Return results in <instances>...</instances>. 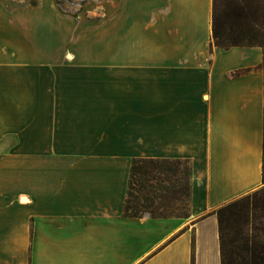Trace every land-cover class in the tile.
<instances>
[{
    "label": "crops",
    "instance_id": "obj_1",
    "mask_svg": "<svg viewBox=\"0 0 264 264\" xmlns=\"http://www.w3.org/2000/svg\"><path fill=\"white\" fill-rule=\"evenodd\" d=\"M211 12L115 0L72 44L115 61L74 62L53 0L0 2V264H221L214 211L263 186L264 77L260 47L213 46ZM138 158L189 161L186 217L123 214Z\"/></svg>",
    "mask_w": 264,
    "mask_h": 264
},
{
    "label": "trees",
    "instance_id": "obj_2",
    "mask_svg": "<svg viewBox=\"0 0 264 264\" xmlns=\"http://www.w3.org/2000/svg\"><path fill=\"white\" fill-rule=\"evenodd\" d=\"M258 0H212L211 37L213 45L222 50L235 46L260 47L247 35L256 34L264 24ZM245 33L244 38H240ZM246 41V43H242ZM264 73V62L260 66ZM264 77V75H263ZM264 94V90H263ZM262 137V180L264 187V106ZM177 176V172H179ZM191 166L187 160L144 159L131 162L128 189L123 214L138 218L144 214L154 218L170 217L155 213L152 207H169L174 202L189 204ZM263 189V188H261ZM259 191V190H256ZM134 193V200L130 193ZM135 203V205H133ZM238 200L229 202L214 211L218 223L221 264H264V244L249 242ZM140 207V209L137 208ZM187 215V214H186ZM186 215L181 217H186Z\"/></svg>",
    "mask_w": 264,
    "mask_h": 264
},
{
    "label": "rangeland",
    "instance_id": "obj_3",
    "mask_svg": "<svg viewBox=\"0 0 264 264\" xmlns=\"http://www.w3.org/2000/svg\"><path fill=\"white\" fill-rule=\"evenodd\" d=\"M252 1V0H249ZM260 3V13L259 16H262V20L264 22V0H258ZM1 3L6 5H14V4H26V5H36L38 0H0ZM53 3L62 14L63 19H61L60 23L63 25V32L67 36H79L71 39L68 43L71 45L72 51L75 52L74 62H114V50H88V42L90 45L92 44L90 40L83 39L78 42L79 48L78 50H74L72 44H76V41L80 40L79 37L81 35H86V33L96 36L99 31V27L105 26V28L109 29V24L112 22L114 8H115V0H53ZM69 34V35H68ZM245 33H243L240 37H236L237 40L240 38H244ZM246 38H253L252 43H256L257 45H261L260 48L263 52V61L264 62V24L258 30L256 34L247 35ZM96 39V38H95ZM93 39V40H95ZM76 40V41H75ZM238 42V41H237ZM242 43H246L243 41ZM213 44V40H212ZM214 46V45H213ZM215 47V46H214ZM216 48V47H215ZM66 52L62 61L68 62L71 60V57L68 56V52L71 51L69 46L65 49ZM126 51V52H124ZM138 51L133 50L132 57L136 56L138 59H141V54ZM122 57L121 61H129V52L128 50H122V55L118 56ZM145 57V56H144ZM120 61V60H118ZM135 61V60H134ZM145 61V59L143 60ZM262 65V64H261ZM262 73L263 70L261 69ZM264 75V73H263ZM180 171L177 172V176ZM263 188V189H261ZM259 190V191H256ZM246 195H243L239 198L233 199L229 202L238 200V208H240L241 212H239L242 216V220L244 224V232L245 236L249 240V242H255L256 244H264V187H260ZM132 198L129 199L130 202L134 200V193H130ZM226 202L221 206L229 203ZM135 205V203L133 204ZM219 206V207H221ZM218 207V208H219ZM140 209L139 206H137ZM188 206L186 203L174 202L169 205V207L159 208V206H153L152 209L155 213L170 215L174 217H181L187 214ZM217 208V209H218ZM141 214L146 215V213L141 209ZM235 264V262L233 263Z\"/></svg>",
    "mask_w": 264,
    "mask_h": 264
}]
</instances>
